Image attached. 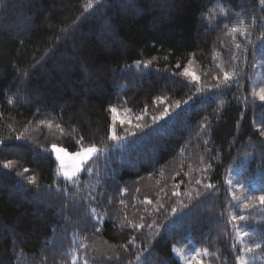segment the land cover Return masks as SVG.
Segmentation results:
<instances>
[{"label":"trees","instance_id":"1","mask_svg":"<svg viewBox=\"0 0 264 264\" xmlns=\"http://www.w3.org/2000/svg\"><path fill=\"white\" fill-rule=\"evenodd\" d=\"M257 70L261 0H0V264L264 254ZM53 145L97 152L67 179Z\"/></svg>","mask_w":264,"mask_h":264},{"label":"rangeland","instance_id":"2","mask_svg":"<svg viewBox=\"0 0 264 264\" xmlns=\"http://www.w3.org/2000/svg\"><path fill=\"white\" fill-rule=\"evenodd\" d=\"M253 78H254V84H253L254 92L259 97V91L261 88L264 87L261 82V74L258 70ZM262 133H264V131ZM57 148L63 149L61 147H57ZM51 149L58 163V174L63 178L70 179L73 176H75L80 171L81 166L86 162V161L83 162L80 166L79 171H76L75 174L72 175L76 167V164L79 162V160L74 156V154L78 152H82V150L75 153H70L65 150V152L68 153V155L65 156L63 153H57L56 151H54L53 147ZM94 154L95 153H93L92 156ZM58 155L60 156V159L57 158ZM65 173H68L69 175H65ZM238 241L241 247L239 264L241 259L244 260L245 264H264V254H261L259 248L257 247L258 245L257 240L252 235L251 232L239 231ZM175 254L182 264H191L193 260L200 257V253L197 250H191V249L187 250L185 248H181L180 250H175Z\"/></svg>","mask_w":264,"mask_h":264},{"label":"snow or ice","instance_id":"3","mask_svg":"<svg viewBox=\"0 0 264 264\" xmlns=\"http://www.w3.org/2000/svg\"><path fill=\"white\" fill-rule=\"evenodd\" d=\"M261 3L264 4V0H261ZM223 11H224V9H221V12H223ZM233 31H236V29H233ZM177 67H179V65H177ZM184 74L185 75H191L193 77V79H198V77H196L187 68L184 70ZM224 78H225V80H228L230 77L228 76V74H225ZM259 99L261 101H264V88H261L260 91H259ZM9 102H11V101H9ZM112 111L115 112L116 110L112 109ZM261 134L264 135V133H261ZM52 147H53V150L56 151L57 153H63L65 156L68 155V153L65 152L64 149L57 148L55 145H53ZM96 152H97L96 147L95 146H91V147L83 149L82 152L75 153L74 156L79 160V162L76 164V167H75L72 175H74L76 171H79L81 164L83 162L87 161L92 156V154L96 153ZM57 158L60 159V156L58 155ZM4 167L5 168L10 167V163H6L4 165ZM25 171H27V169H25ZM65 175H69V174L65 173ZM30 182L34 183L35 182L34 178H30ZM259 199H260V203L264 204V196H260ZM240 219L243 220L244 218L240 217ZM259 246L260 245L258 244L257 247H259ZM240 264H245L243 259L240 260Z\"/></svg>","mask_w":264,"mask_h":264}]
</instances>
